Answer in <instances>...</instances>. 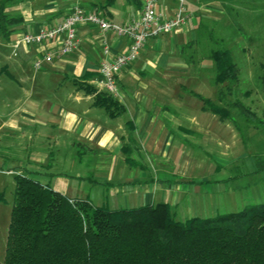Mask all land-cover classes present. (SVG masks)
<instances>
[{
    "label": "crops",
    "instance_id": "obj_1",
    "mask_svg": "<svg viewBox=\"0 0 264 264\" xmlns=\"http://www.w3.org/2000/svg\"><path fill=\"white\" fill-rule=\"evenodd\" d=\"M143 1L0 0L3 14L9 19H17L0 32V47H5L1 44V40H4L11 50L10 55L15 59L12 62L4 61L0 74L7 75L11 80L19 78L17 82L22 85L34 61L46 51L57 48L60 42L57 40L40 46H23L17 56L12 55V42L25 33L61 23L75 5L86 12L98 14L109 23L125 26L140 16ZM220 1L222 0H187L186 7L190 16L187 23L171 34L147 40L139 57L117 75L116 95L109 94L101 87L98 68L102 61L112 60L126 52L128 40L111 31L103 34L95 26L80 23L76 27L78 49L44 63L46 71L36 78H30L33 86L29 91L31 95L27 93L28 96L23 100L26 107L20 110L21 114L16 118L0 123V142L5 140L8 143L11 139H17L21 141L19 145L25 147L36 136L52 140L56 152L72 147L81 150L79 153L75 150L77 156L84 149L97 148L108 159L100 163L97 156L91 157L94 172H102L99 176L89 178L88 175L93 176V172L75 176L60 175L51 185L46 181L53 175L49 171L50 161L44 154L33 153L28 159L38 162L39 167L24 168L25 176L43 177L44 181L30 178L71 200H88L94 206L106 205L112 210L155 205L156 200H159L158 203L168 204L175 213L184 185H192L197 192L200 187L207 185V181L195 182L181 179L180 175L179 178L177 175L174 178L175 175L169 174L172 175V167L180 170L176 172H182L181 174L191 165L202 169L203 163L197 162L199 158L195 157L191 147L204 135L208 143H215L216 138L211 135L215 125L208 122L210 119L215 121L218 116L203 109L199 94L188 91L189 96L194 95L201 102V107L194 106L189 97H186L187 100L183 97L184 76L188 75L190 67L182 56L188 45V38L196 35L195 28L200 17L210 14L212 6H218ZM176 8V0L157 2V9L166 19L172 16ZM194 37V40L189 41L190 44L195 42L196 36ZM103 38L110 47L108 56L102 50ZM174 42H177V47ZM210 66L212 68L211 64ZM189 78L190 76L188 80ZM175 90L179 92L176 93ZM35 91L41 94L39 99L33 98ZM45 94L55 96L51 99L43 97ZM107 95L117 101L120 107L116 116L110 115L105 106L96 102L97 97ZM171 106L176 107V110H172ZM94 108L104 110L108 120H98ZM189 109L193 111L189 112ZM208 115L211 118H207ZM218 121L221 124L226 122L219 117ZM218 145L221 148L218 155H228L222 153V143ZM223 148L229 149L227 146ZM142 153L160 158L165 163L156 170L155 177L135 159L141 158ZM230 154L234 156L229 162H238L242 156ZM254 157L252 155L253 160ZM74 162L80 163L78 160ZM253 165L255 169V160ZM3 167L5 162L0 156V168ZM131 169L143 170L147 174L145 176L141 173V176L136 177L131 174ZM215 169H219V166ZM93 189H99L97 200L100 203L97 205L91 201L95 197ZM104 201L110 202L111 207L102 203ZM121 202L123 206H120ZM131 204L137 206L132 207Z\"/></svg>",
    "mask_w": 264,
    "mask_h": 264
},
{
    "label": "rangeland",
    "instance_id": "obj_2",
    "mask_svg": "<svg viewBox=\"0 0 264 264\" xmlns=\"http://www.w3.org/2000/svg\"><path fill=\"white\" fill-rule=\"evenodd\" d=\"M199 20L200 23L198 22L195 28L196 35L193 34L188 38V45L182 56L186 65L190 67L188 75L184 76L185 89H182V94L186 100L188 99L186 97H189L192 104L198 107H201V102L194 95L189 96L188 91L210 99L215 105L229 111V119L222 124L218 121V117L215 121L210 119L208 123L215 125L211 132V135L216 138H213L215 143H208L204 135L197 144L191 147L195 157L200 159L197 162L203 163L202 169L191 165L184 170V174H181L182 172H176L180 170L172 167V175H169H175L174 178H179L178 175H180L181 179L208 182L207 185L200 187L199 192L194 191L192 185H184V191L180 193V199L175 207L177 221H184L191 217L210 218L217 214L228 213V211H238L245 205L264 203V172H254V160L252 159V155L264 156V88L261 80L263 73L261 64L264 62V0H222L218 6H212L210 14H204ZM194 36H196L195 42L190 44L189 41L194 40ZM1 41L5 47H0V68L4 61L15 60L10 55L11 50L5 45L6 42ZM174 46L177 47V42H174ZM218 47L226 48L231 52L232 60L238 69V81L232 86L230 93L224 89L226 85L222 87L226 96L221 100L218 99L219 86L213 83L215 73L210 66L212 63L209 59L210 50ZM44 71H46L45 68L34 71L33 67H30L27 79L22 85L17 82L19 78L11 80L7 75L0 74V123L14 119L21 114L20 110L26 107V102L23 100L33 86L30 78H36ZM177 91L179 92L175 90L176 93ZM37 92L33 93L34 99L41 97V94ZM45 96L47 94L43 97ZM54 96V94H49L46 98L53 99ZM235 102H240L251 112L253 118L250 119L240 114L237 106L231 105ZM171 109L176 110V107L171 106ZM190 109L189 112L193 111ZM94 112L98 115V120H108L104 110L94 108ZM187 114L192 115L193 113ZM208 116L207 118H211L210 115ZM221 143L222 153H228L222 157L218 155L221 149L218 144ZM19 144L21 141L17 139H11L8 143L5 140L0 142V156L5 162V167L0 168V194L2 195V201H0V262H3L5 258L15 175H26L24 168L39 167L38 162L28 159L33 153L44 154L50 161L49 171L53 175L46 181L51 185L60 175L75 176L93 172V176L88 175L89 178L99 176L102 172H94L91 157L97 156L96 159L100 163H104L108 157L97 148L84 149L82 154H77V156L75 153L77 148L72 147L56 152L57 149L54 148L52 140L36 136L33 137V142L31 144L28 142L25 147ZM7 146L10 147L7 149ZM225 146L229 149L223 148ZM77 151L79 153L81 150L77 149ZM230 153L242 156L238 162H229V159L234 156ZM135 159L140 161L153 177H155L156 170L165 165L162 159L143 153L141 158L136 157ZM75 160L80 163H75ZM216 166H219V169L216 170ZM168 168L171 169L169 165ZM130 172L136 177L141 176V173L145 176L147 174L146 171H137V169H131ZM33 177L38 181L45 179L40 176ZM98 190L93 189L95 197L91 201L95 205L100 203V200H97V197L99 199ZM157 201L159 200L155 203H158ZM102 203H107L111 207L110 202ZM120 206H123L122 202ZM130 206H137V204Z\"/></svg>",
    "mask_w": 264,
    "mask_h": 264
},
{
    "label": "trees",
    "instance_id": "obj_3",
    "mask_svg": "<svg viewBox=\"0 0 264 264\" xmlns=\"http://www.w3.org/2000/svg\"><path fill=\"white\" fill-rule=\"evenodd\" d=\"M15 21L3 14L1 4L0 32ZM209 59L221 100L238 81V69L226 48L210 50ZM261 69L264 88V62ZM198 98L204 110L229 119L226 108ZM96 102L112 116L119 112L110 95L97 97ZM231 105L253 118L240 102ZM254 160L255 172H264V156L256 154ZM0 264H264V203L177 221L168 204L112 210L88 200H71L30 177L15 175Z\"/></svg>",
    "mask_w": 264,
    "mask_h": 264
},
{
    "label": "built area",
    "instance_id": "obj_4",
    "mask_svg": "<svg viewBox=\"0 0 264 264\" xmlns=\"http://www.w3.org/2000/svg\"><path fill=\"white\" fill-rule=\"evenodd\" d=\"M186 1L176 0V11L169 19H166L157 9L158 0H144L140 16L125 26L109 23L98 14L86 12L75 5L61 23L40 28L32 33H25L12 42V55L17 56L19 49L23 46H40L59 40L60 45L57 48L46 51L34 61L33 69L39 71L44 63L66 56L78 49L79 40L76 36V27L80 23L95 26L103 34L111 31L116 36H122L128 40L126 52L115 56L112 60L102 61L98 68L101 87L109 94L116 95L117 75L139 57L147 40L171 34L187 23L190 16L187 12ZM101 46L104 55L108 56L110 47L106 39H102Z\"/></svg>",
    "mask_w": 264,
    "mask_h": 264
}]
</instances>
